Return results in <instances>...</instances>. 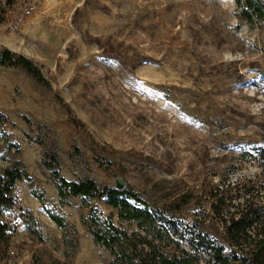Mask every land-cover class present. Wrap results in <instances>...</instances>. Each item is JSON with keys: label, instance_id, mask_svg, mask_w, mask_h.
Listing matches in <instances>:
<instances>
[{"label": "rangeland", "instance_id": "obj_1", "mask_svg": "<svg viewBox=\"0 0 264 264\" xmlns=\"http://www.w3.org/2000/svg\"><path fill=\"white\" fill-rule=\"evenodd\" d=\"M3 47L41 81L0 65V168L27 173L0 264H110L82 218L138 231L102 198L60 199L50 154L66 180L135 191L161 249L201 264H217L211 246L232 250L222 219L264 206V17L246 22L234 0H31L0 24Z\"/></svg>", "mask_w": 264, "mask_h": 264}, {"label": "trees", "instance_id": "obj_2", "mask_svg": "<svg viewBox=\"0 0 264 264\" xmlns=\"http://www.w3.org/2000/svg\"><path fill=\"white\" fill-rule=\"evenodd\" d=\"M28 1L31 0H0V24L17 4ZM234 3L239 8L240 17L248 23H251L253 18L264 17L262 8L254 0H234ZM0 65L19 67L33 79L41 81L38 69L29 59L5 47L0 48ZM3 120L4 116L0 113V122ZM47 156V160L43 162L46 168L52 169V175L57 180L56 192L60 199L67 196L82 199L102 198L104 203L115 211L119 222L134 223L137 233L135 234L133 230L128 234L110 219L106 220L105 225L100 224L95 216L91 217L90 224L84 218L81 219L92 241L101 245L112 256L110 264H201L195 252L185 249L163 250L153 242L155 239L159 240L161 234L156 228L153 212L135 191L125 186H99L89 177L66 180L54 169L56 157L51 154ZM26 176V171L17 164L0 168V256L7 250L13 230L4 214L10 210L20 209L17 206L14 185L16 181ZM243 207L236 215L230 213L222 219L228 246L233 248L223 250L221 245L211 246L217 264H264V206L248 202ZM45 212L57 227L61 229L65 227L61 216L48 209ZM16 215L26 221L29 230L34 231L30 213L19 211ZM258 225H262V230L250 234V230ZM130 237L137 241L133 242Z\"/></svg>", "mask_w": 264, "mask_h": 264}]
</instances>
